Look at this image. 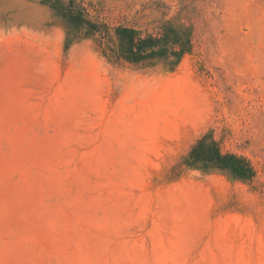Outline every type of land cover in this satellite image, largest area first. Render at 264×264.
Wrapping results in <instances>:
<instances>
[{"label":"rangeland","instance_id":"obj_1","mask_svg":"<svg viewBox=\"0 0 264 264\" xmlns=\"http://www.w3.org/2000/svg\"><path fill=\"white\" fill-rule=\"evenodd\" d=\"M0 264H264V0H0Z\"/></svg>","mask_w":264,"mask_h":264},{"label":"trees","instance_id":"obj_2","mask_svg":"<svg viewBox=\"0 0 264 264\" xmlns=\"http://www.w3.org/2000/svg\"><path fill=\"white\" fill-rule=\"evenodd\" d=\"M118 37L120 39L119 44L123 45L125 43L126 44V48L130 49L131 44L126 43V31L125 30L120 31L119 34H118Z\"/></svg>","mask_w":264,"mask_h":264}]
</instances>
